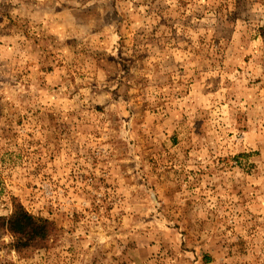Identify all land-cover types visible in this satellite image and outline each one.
Instances as JSON below:
<instances>
[{
	"label": "rangeland",
	"instance_id": "rangeland-1",
	"mask_svg": "<svg viewBox=\"0 0 264 264\" xmlns=\"http://www.w3.org/2000/svg\"><path fill=\"white\" fill-rule=\"evenodd\" d=\"M0 264H264V0H0Z\"/></svg>",
	"mask_w": 264,
	"mask_h": 264
},
{
	"label": "trees",
	"instance_id": "trees-1",
	"mask_svg": "<svg viewBox=\"0 0 264 264\" xmlns=\"http://www.w3.org/2000/svg\"><path fill=\"white\" fill-rule=\"evenodd\" d=\"M12 235V247L21 252L29 248H42L54 235V224L48 219L29 213L21 203H13V212L7 219H0Z\"/></svg>",
	"mask_w": 264,
	"mask_h": 264
}]
</instances>
